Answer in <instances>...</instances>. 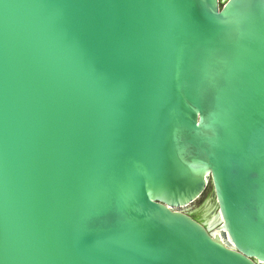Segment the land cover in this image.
I'll use <instances>...</instances> for the list:
<instances>
[{"label":"water","instance_id":"water-1","mask_svg":"<svg viewBox=\"0 0 264 264\" xmlns=\"http://www.w3.org/2000/svg\"><path fill=\"white\" fill-rule=\"evenodd\" d=\"M0 264H264V0H0Z\"/></svg>","mask_w":264,"mask_h":264},{"label":"rangeland","instance_id":"rangeland-1","mask_svg":"<svg viewBox=\"0 0 264 264\" xmlns=\"http://www.w3.org/2000/svg\"><path fill=\"white\" fill-rule=\"evenodd\" d=\"M210 186L207 185L201 196L196 199L191 206L186 207L183 211L191 215L193 218L198 219L201 223L205 224L204 207L205 200L209 197ZM203 208V209H202Z\"/></svg>","mask_w":264,"mask_h":264},{"label":"bare ground","instance_id":"bare-ground-1","mask_svg":"<svg viewBox=\"0 0 264 264\" xmlns=\"http://www.w3.org/2000/svg\"><path fill=\"white\" fill-rule=\"evenodd\" d=\"M182 209H184V208H182ZM202 209H203V208H202ZM206 214H207V211H206V208H205V209H204V214H203V216L205 217ZM205 224H206V226H207L208 228L211 229V227H212V225H213V221L211 222V218H206V217H205ZM215 232H216V231L213 230V233H215Z\"/></svg>","mask_w":264,"mask_h":264},{"label":"flooded vegetation","instance_id":"flooded-vegetation-1","mask_svg":"<svg viewBox=\"0 0 264 264\" xmlns=\"http://www.w3.org/2000/svg\"><path fill=\"white\" fill-rule=\"evenodd\" d=\"M195 220H197L198 222H200L198 219L194 218Z\"/></svg>","mask_w":264,"mask_h":264}]
</instances>
